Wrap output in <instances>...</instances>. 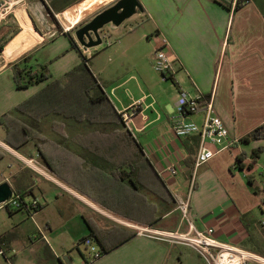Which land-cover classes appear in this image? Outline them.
<instances>
[{"label":"crops","instance_id":"crops-1","mask_svg":"<svg viewBox=\"0 0 264 264\" xmlns=\"http://www.w3.org/2000/svg\"><path fill=\"white\" fill-rule=\"evenodd\" d=\"M115 1L40 0L46 12L65 13L71 18L78 13L97 14ZM137 1L141 12L114 30L106 27L102 31L105 45L110 46L109 40H113L112 48L104 51L114 57V63L108 66L104 56H100L103 51L96 48L85 51L67 33L56 34L49 40L34 31L14 40L27 27L16 34L9 33L2 54L7 53L10 59L0 56V117L49 82L61 78L85 57L116 112L130 115V136L148 164L118 165L121 152L117 150L105 156L115 165L100 162L92 156L94 151L71 142L76 133L68 132L66 139L54 133L53 122L63 121L71 127V120L51 115L52 120L45 124L47 136L68 143L71 151L85 160L71 169V187L44 178V171L53 172L38 154L36 142H27L18 149L7 145L6 130L1 124L0 184L7 182L14 194L17 188L30 190L32 195L28 197L40 199L42 206L49 195L55 202L63 200L61 207L70 214L69 210L73 214L87 212L82 215L85 229L80 228L76 234L79 241L89 236L88 222L105 247L116 246L89 264H204L190 248L158 241L138 231L187 230L171 196L187 193L198 143L196 136L177 139L171 128L181 90L190 96L212 97V114L222 121L231 138L239 140L264 123V0ZM1 21L3 28L10 29L7 20ZM155 33L166 39L172 60V77L164 82L152 70L155 43L150 36ZM6 34L5 30L0 33V43ZM29 54L31 58L21 67L47 65L48 72L53 74L45 82L19 89L11 65ZM54 58L58 59L52 62ZM49 117L42 118L35 128L40 131L41 122ZM189 118L201 124L203 115ZM259 147H264V140L219 150L198 169L190 196L191 218L197 229L212 228L215 240L247 250L252 249L258 237L262 238L257 225L261 216L260 198L258 202L246 183L247 174L237 169L235 161L244 153L243 164L247 166L249 151ZM256 167L257 164L252 170ZM170 168L176 170L175 175ZM130 169L138 170V175L132 176L131 181L124 180ZM262 172L264 167L259 174ZM46 224L50 229L48 221ZM126 235L130 237L119 243ZM15 240L12 233L3 249L5 264H9L7 260L10 264L17 260L12 249ZM93 241L101 248L99 242Z\"/></svg>","mask_w":264,"mask_h":264},{"label":"rangeland","instance_id":"rangeland-1","mask_svg":"<svg viewBox=\"0 0 264 264\" xmlns=\"http://www.w3.org/2000/svg\"><path fill=\"white\" fill-rule=\"evenodd\" d=\"M0 10L2 12H4L3 10L9 12L6 15L3 13L4 19L2 21L7 20L8 23L6 25L10 26V29H5L0 24V33L4 32V30L7 32L5 38L0 43L1 47L6 43L9 33L12 35V32H20L24 27L27 28L20 33L21 35H17L14 40L23 36V34L28 35L32 31L42 37L44 36L43 38L45 40H49L59 33H67L75 40L74 31L88 22L95 14L93 11L86 13L84 16L78 13L71 18V15L64 16L65 13H62L53 15V18L47 14L40 0H3L0 1ZM109 42L111 45L113 44V40H109ZM111 45L108 46L104 43L96 47L97 50L103 51V55L101 54L100 56H104L102 58L106 60L107 66L114 63V57L112 55H105V52L112 48ZM57 59L54 58L52 62ZM152 70L160 81H162L160 74L153 69V66ZM53 71H55L54 68ZM52 74L49 72V75ZM169 83L172 84L171 82ZM52 118L50 116L41 122V132H39L43 150L52 161L57 173L53 174L44 171L46 175L44 178H48L49 181L52 179L58 183L60 182L68 188L71 187V169L73 170L75 164L82 162V160L78 158L77 154L71 151V148H66L60 140L58 141L55 138L51 139L47 136V127L45 124L50 122ZM53 125L54 129L59 132L62 138H66L67 133L71 132L69 124H64L63 121L53 122ZM95 131L97 132L96 134L85 133L77 135L78 133L84 132L82 128H79L76 130V135L71 136L70 140H73L74 145L75 143L81 145L78 140L83 138L86 147H89L90 142H92L94 147L100 148L105 152H101L103 157L115 154V150H117V152H121L119 153L120 158L117 159L118 162L123 159H134V150L130 142L124 140V133L118 130L116 126L106 125L104 127H96ZM261 148L264 149V147ZM251 150L249 151V163ZM259 159L261 161L258 160L257 167L254 170L244 169L243 173L245 175L247 174L246 176L253 177V186L255 188L262 189L264 188V176H261L259 173L264 167V151ZM76 160H79V162ZM79 181L77 180V182ZM256 196L259 202V196ZM29 197H26V201L31 200ZM45 199L46 202L43 203V208L36 213L33 212L31 215L23 210L15 212L12 217H9L6 211L0 208V234L13 233L16 236V240L12 245V249L15 250L14 256L17 259L15 264H59L63 256H67L72 264H80L82 262L81 254L88 255V249L79 241L76 234L80 228L85 229L82 217L84 214L87 215V212L83 214L84 211H82L73 214L74 211L69 210L71 211L70 214V212L61 207L63 200L55 202L54 198L49 195ZM254 216L256 219L259 216L258 207L255 209ZM47 221L50 229L47 228ZM262 238L264 239V236ZM58 256L59 258H57ZM0 264H5L2 256H0Z\"/></svg>","mask_w":264,"mask_h":264},{"label":"trees","instance_id":"trees-1","mask_svg":"<svg viewBox=\"0 0 264 264\" xmlns=\"http://www.w3.org/2000/svg\"><path fill=\"white\" fill-rule=\"evenodd\" d=\"M47 14L53 17L50 12H47ZM16 33L12 32V35ZM30 58V54L23 55L18 61L11 65L14 82L16 87L19 89L31 87L45 82L50 78L47 65H38L35 66V68L20 66L21 64H26ZM88 61V59L82 57L81 62L74 66L70 71L66 72L61 78L49 82L35 95L16 106L10 112L1 116L0 124L5 128L7 135L5 142L13 149H18L30 141L36 142L38 154L53 174H56L57 172L54 169L52 161L43 150V144L39 143L41 139L40 132L35 128V124L39 123L42 118L54 115L63 119L71 120V134L76 133V130L79 128H82V131L84 132L90 130V134H96V127H104L106 125L116 126L118 130L124 133V140L130 142L131 147L134 150V159H123L121 162H118V165L128 167L147 165L148 162L143 157L140 147L134 140H132L130 133L124 127L121 115L116 112L113 104L103 91L102 86L91 72ZM170 79H167L166 81ZM52 129L54 133L60 136L59 132L54 129V125L52 126ZM196 138V143H198V137ZM259 140H264V123L239 139V143L250 144L251 142ZM78 141L81 145L75 143L76 145H78L81 149H86L91 152L94 151L91 153L92 156L97 158L100 162H103L106 165H115L114 161L106 160L107 158L101 155L103 150L94 147L92 142H90L89 147H86L83 138H80ZM71 142L73 143V140H71ZM62 143L69 149L68 143L64 141H62ZM263 151L264 149L261 147L252 150L250 152V163L247 166L243 164L246 159V155L244 153L240 154L235 161L237 169L239 171H243L244 169L252 170L254 165L257 164ZM82 159L84 160V158ZM136 175H138V170L130 169V171L126 174V178L124 177L123 179L131 181L132 176ZM140 175H142V172H140ZM260 175L264 176V172ZM245 180L251 191L255 195L259 196L261 210V206L264 204V188H255L253 186L254 179L252 176H245ZM15 195L23 202L26 197L32 195V192L30 190L27 191L26 188H17L15 190ZM42 208L43 206L33 211L26 210V212L31 215L33 212L36 213ZM5 211L9 215H12L15 212L23 211V209L20 208ZM86 225L89 229L88 237L99 242L102 255L116 247H105V245L98 239V234L95 229L88 222H86ZM11 235L12 233L0 235V249L3 250L5 246L8 245L9 237ZM262 236H264V232H262ZM129 237L130 235H126L119 243L124 242ZM249 250L264 258V239L258 237L257 241L252 244V249ZM81 256L83 257L82 254Z\"/></svg>","mask_w":264,"mask_h":264},{"label":"built area","instance_id":"built-area-1","mask_svg":"<svg viewBox=\"0 0 264 264\" xmlns=\"http://www.w3.org/2000/svg\"><path fill=\"white\" fill-rule=\"evenodd\" d=\"M3 1V0H0ZM0 10V21L4 19L8 11ZM150 40L155 43L152 66L160 74L161 80L166 81L172 77L171 56L168 54V43L159 34L150 36ZM106 42V40L104 41ZM85 53V52H84ZM212 97L206 99L200 94L190 96L186 91L181 90L175 104V112L171 118V128L177 139H184L192 136L198 137V147L193 165L190 169L188 180V191L185 195L173 193L171 198L175 209L180 214L181 220L185 223V232L170 231H138L149 238L186 246L193 250L204 264H264V258L247 249L236 248L228 244L221 243L212 237L213 229L196 228L190 213V196L196 185L197 171L201 165L212 159L221 149H227L239 143V140L231 138L222 121L212 114ZM203 115L201 124H197L189 117L197 114ZM122 117L124 127L130 132V115L118 113ZM29 163H33L31 160ZM172 175L176 170L169 169ZM42 206V201L33 198L23 202L15 194L7 201L0 203V208L4 210H35ZM261 216L257 223L260 231L264 232V204L261 206ZM83 245L88 249V256L83 258L82 264H89L102 256L101 250L92 238L86 237L82 240ZM14 253V250L11 251ZM5 252L0 249V256L5 257ZM10 264L9 260H7Z\"/></svg>","mask_w":264,"mask_h":264},{"label":"water","instance_id":"water-1","mask_svg":"<svg viewBox=\"0 0 264 264\" xmlns=\"http://www.w3.org/2000/svg\"><path fill=\"white\" fill-rule=\"evenodd\" d=\"M141 11L142 8L137 0H116L111 6L78 27L74 31V38L85 51L96 48L106 40V37L102 35L106 27L114 30ZM2 52L3 48L0 46V56ZM13 195L14 191L7 182L0 184V203L11 199ZM61 261L62 264H71L67 256H63Z\"/></svg>","mask_w":264,"mask_h":264},{"label":"bare ground","instance_id":"bare-ground-1","mask_svg":"<svg viewBox=\"0 0 264 264\" xmlns=\"http://www.w3.org/2000/svg\"><path fill=\"white\" fill-rule=\"evenodd\" d=\"M3 58H5L6 60L10 59V56L7 53H3L2 54ZM21 159V158H20ZM29 165V164H28ZM32 166V165H31ZM33 167V166H32ZM43 172V171H42ZM48 176V175H47ZM60 184V182H59ZM91 204V203H90ZM99 210V209H98ZM141 229V228H140Z\"/></svg>","mask_w":264,"mask_h":264}]
</instances>
